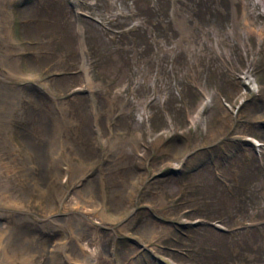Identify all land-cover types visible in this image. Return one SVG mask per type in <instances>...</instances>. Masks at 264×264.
Instances as JSON below:
<instances>
[{
  "label": "rangeland",
  "instance_id": "1",
  "mask_svg": "<svg viewBox=\"0 0 264 264\" xmlns=\"http://www.w3.org/2000/svg\"><path fill=\"white\" fill-rule=\"evenodd\" d=\"M0 102V260L264 264V0H0Z\"/></svg>",
  "mask_w": 264,
  "mask_h": 264
},
{
  "label": "bare ground",
  "instance_id": "2",
  "mask_svg": "<svg viewBox=\"0 0 264 264\" xmlns=\"http://www.w3.org/2000/svg\"><path fill=\"white\" fill-rule=\"evenodd\" d=\"M5 107H6V103L0 102V113L3 110H5ZM43 121L45 123L44 125L46 132L42 137V145H43L42 148L51 151L50 143L52 141H56L58 137L56 131L60 129V127L58 123H55L52 124V128H51L46 120L43 119ZM3 167L4 165L0 157V205H5V202L7 203V205H11L14 202L23 203L25 201L23 190L20 189L21 187L20 188L14 187L17 186L15 185L16 182H15L14 174L8 173L6 169L5 172L3 170ZM17 195H21V196L18 198ZM25 230L26 229L23 227L20 228V231L24 233L26 232ZM20 231L17 230V232H19L18 239L13 240L10 245L9 248L10 255H6L8 256L7 260L6 259L0 260V262L13 263L18 261L20 264H30L29 258L30 256H32V248L34 249L36 244L34 241V235H30V236L24 235L20 237ZM0 237H2V234H0ZM2 240H0V242Z\"/></svg>",
  "mask_w": 264,
  "mask_h": 264
}]
</instances>
